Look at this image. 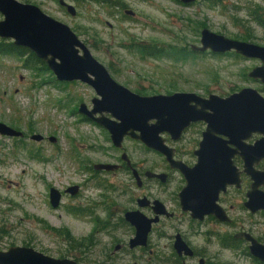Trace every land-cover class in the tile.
I'll list each match as a JSON object with an SVG mask.
<instances>
[{"label": "rangeland", "instance_id": "1", "mask_svg": "<svg viewBox=\"0 0 264 264\" xmlns=\"http://www.w3.org/2000/svg\"><path fill=\"white\" fill-rule=\"evenodd\" d=\"M17 1L36 6L68 26L110 76L134 93L225 97L251 88L264 98L263 86L247 77L260 61L233 52L188 53L191 45L199 46L203 29L264 47V29L255 22L256 17L264 20L262 0H198L192 6L176 0H65L76 9L74 17L57 0ZM114 3L125 6L123 9L136 17L123 14L119 10L122 6ZM3 42L12 40L0 38ZM140 44L160 48L161 53L147 56ZM28 58L0 54V122L25 135L24 139L0 135V248L32 244L38 251H53L67 244L50 229L60 233L66 230L75 240L95 226L88 217L71 214V208L82 209L92 203L102 220L104 206L122 208L139 192L125 172L95 176L87 168L115 164V157L125 153L137 168L150 170L152 158L159 155L132 140H125L122 149L114 148L102 127L85 122L77 113L81 103L91 107V100L97 97L94 90L80 82H58L48 69L26 67ZM34 134L42 136L43 141H32L30 136ZM51 137L55 143L49 142ZM188 138L180 145L186 153L196 148L193 136ZM74 185L81 187L80 196L66 194L61 208L53 210L49 189L63 194ZM155 190L157 186L148 181L145 192L153 195ZM237 214L241 225L259 223L256 226L264 229L263 218H249L242 209ZM97 237L96 256L106 243L105 237ZM220 261L253 264L242 250H225Z\"/></svg>", "mask_w": 264, "mask_h": 264}, {"label": "water", "instance_id": "2", "mask_svg": "<svg viewBox=\"0 0 264 264\" xmlns=\"http://www.w3.org/2000/svg\"><path fill=\"white\" fill-rule=\"evenodd\" d=\"M178 1L187 5L196 0ZM59 4L66 8L70 16L76 15L72 5L63 0ZM0 14L3 17L0 21L1 39H10L15 47L29 50L46 65L58 82L77 81L94 90L97 97L91 100L93 109L90 110L81 103L77 113L102 127L109 134L114 148L121 149L123 139L129 137L147 149L165 156L170 166L184 175L187 185L180 194V204L184 211L192 213L193 218L201 219L204 213L211 210L200 203H192L196 192H208L209 197H212L224 188L228 182L227 170L231 169L228 160L237 150L247 163L246 166L250 165L249 156H256L257 159L264 157V98L256 90L243 88L225 98L214 94L202 98L195 93L185 92L142 96L115 82L68 26L45 15L36 6L17 0H0ZM199 43L200 46L191 45L190 50L196 53L209 51L213 54L233 51L246 59L259 60L262 65L254 67L247 76L259 80L264 87V47L228 39L208 29L200 32ZM96 115L99 117H95ZM104 115L112 118L108 119ZM196 122H203L206 128L198 148L194 151L198 156L197 164L189 169L172 160L173 149L165 145L160 134L168 133L176 140L191 123ZM252 134L263 137L253 146L244 145V141ZM0 135L19 138L22 133L0 122ZM30 139L41 142L44 138L34 134ZM48 140L51 143L56 142L53 137ZM228 145L236 149L230 150ZM122 156L125 159L126 154ZM94 169L115 171L117 166L96 165ZM247 173L251 175L249 171ZM252 174L256 180L252 189L253 203L248 204V208L254 212L264 210V192L257 191L264 183V170ZM134 175L139 185V178ZM149 177L160 178L162 181L165 179L164 175L150 174ZM65 192L75 195L78 187L71 186ZM60 200V192L50 188L49 201L52 208H57ZM126 219L138 226L136 237L131 243L143 245L150 222L142 230L143 221L138 213L127 214ZM244 238L250 243V254L264 261V245L257 244L249 235L244 234ZM0 264L75 263L45 257L31 248L11 247L6 252H0Z\"/></svg>", "mask_w": 264, "mask_h": 264}, {"label": "flooded vegetation", "instance_id": "3", "mask_svg": "<svg viewBox=\"0 0 264 264\" xmlns=\"http://www.w3.org/2000/svg\"><path fill=\"white\" fill-rule=\"evenodd\" d=\"M57 1L59 4L60 0ZM63 1L66 4H69L65 0ZM73 1L77 2L85 0ZM89 1L99 3L104 2L105 0ZM176 1L180 3L178 0ZM195 2L185 6H192ZM113 5L122 6L118 3H114ZM61 7L67 12L65 7ZM123 8L126 7L122 6L119 9L123 11V14L132 18L136 17L134 12ZM260 21L264 24V20L260 19ZM255 22L259 25L256 20ZM108 26L111 27V25ZM259 26L262 27L261 25ZM262 28L264 29V27ZM139 46L141 52L147 56H157L161 53L160 48L156 49L154 46H147V44H140ZM205 53L210 52L206 51L201 54ZM261 65L262 63L260 62V66ZM254 81L260 83L259 80ZM70 83L72 84L75 82ZM87 108L90 110L93 109L92 105ZM95 117H99V115H96ZM104 117L108 119L112 118L110 115H104ZM81 118L85 122L95 124L85 116H82ZM205 128L206 125L203 122L191 123L176 140H174L168 133L164 132L160 134L165 145L173 149L172 160L183 164L189 169L193 168L198 161V156L194 154V151L198 148ZM189 135L193 136L196 148L193 151L186 153L180 149V145L189 140ZM262 137L263 136L260 134H252L244 141V145L253 146ZM24 138L25 135L22 133V136L19 137V139ZM108 138L110 140L109 135ZM223 139L225 138L223 137ZM125 140L132 139L125 137L122 144ZM132 141L141 144L138 141ZM141 145L144 146L143 144ZM228 148L230 150L236 149L231 145H228ZM239 153L240 152L237 150L228 160L230 162H228V165H230L229 167H231V169L227 170L226 180L228 182L223 189L212 197H209L210 195L208 192L201 191L196 192L197 194L194 193V196L195 194L196 196L194 198L195 200H193V202L191 201L192 203H200L205 207L208 206V209H211L209 212L204 213L201 219L193 218L190 211L186 212L182 209L180 204V194L186 187L187 180L178 169L170 166L165 156L156 153L159 156H155L158 157L156 159L152 158L153 167L150 168V170H140L131 163L127 155L125 156V159H123L122 155L124 153H122L121 156L115 157V164L101 163L95 164L91 168H87V170L92 171L95 176L98 174H112L121 171L131 175L139 192L130 200L126 201L122 208L118 206L115 209H111L110 206H104L103 211L105 218L102 220L96 216V206L92 203L82 209L78 207L71 208V214L74 213L77 216L88 217L95 226L91 232H88L84 236L76 238L75 240L66 230L62 233L53 232L64 237L63 240L67 244L66 248H57L53 251L41 252L31 247L32 244H25L9 245L6 249L0 248V252H6L11 247L31 248L42 253L45 257L55 260H68L75 264H223L222 261H220V254L222 252L225 250L240 252L242 250L243 253L245 252V254H248L251 257L253 264H264V261H260L250 254V243L244 238V234L249 235L257 244L264 245V229L256 226L259 225V223H252V225L247 226L241 225L239 215L237 214L242 209L245 212V215L249 218L258 217L264 219V210L259 209L251 212L248 208V204L251 205L253 203L252 189L256 180L255 175L252 173H260L264 170V157L257 159L256 156H249L250 165L246 166L245 164L247 163H245L243 157L240 156ZM96 165H115L117 166V169L115 171L95 170L94 167ZM247 171L250 172L252 177ZM134 174L139 178V185L134 178ZM150 174L164 175L165 179L162 181L160 178H150ZM148 181L154 183L158 188L153 195H150L149 192H145L146 183ZM77 187L78 192L75 195L67 194L65 192L67 188L64 190L63 194L60 192L61 200L66 194L73 198L79 197L81 194V187ZM257 191L264 192V183L257 188ZM60 203L57 208H52V206H50L53 210H57L58 208H61ZM132 213H138L142 217V230H144L150 222L146 240L143 245L131 243L135 239L138 231V226L136 227V225L126 219V215ZM97 236L106 238V243L103 244V250L98 251V256L93 254L94 249L99 243Z\"/></svg>", "mask_w": 264, "mask_h": 264}, {"label": "trees", "instance_id": "4", "mask_svg": "<svg viewBox=\"0 0 264 264\" xmlns=\"http://www.w3.org/2000/svg\"><path fill=\"white\" fill-rule=\"evenodd\" d=\"M257 23L264 27V24L260 21L258 17L255 18ZM193 53V52H188ZM0 54H12L18 58L29 55V58L25 61L26 67H33L34 65L39 66V69L41 70H47L45 64L35 58V56L28 50H25L24 48L15 47L12 43H0ZM38 69V68H37ZM52 232L60 233L58 230L51 229Z\"/></svg>", "mask_w": 264, "mask_h": 264}]
</instances>
